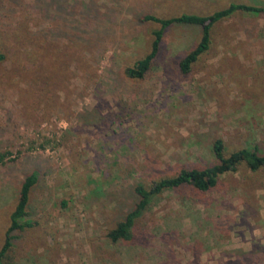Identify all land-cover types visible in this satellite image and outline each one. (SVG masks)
Wrapping results in <instances>:
<instances>
[{"label": "rangeland", "instance_id": "374dc122", "mask_svg": "<svg viewBox=\"0 0 264 264\" xmlns=\"http://www.w3.org/2000/svg\"><path fill=\"white\" fill-rule=\"evenodd\" d=\"M264 0H7L0 7V248L27 175L32 223L17 264H264V167L225 173L208 193L154 197L132 241L108 234L149 186L243 147L264 153V14L217 23L189 73L201 26L167 28L142 79L160 16L208 15Z\"/></svg>", "mask_w": 264, "mask_h": 264}, {"label": "trees", "instance_id": "16d2710c", "mask_svg": "<svg viewBox=\"0 0 264 264\" xmlns=\"http://www.w3.org/2000/svg\"><path fill=\"white\" fill-rule=\"evenodd\" d=\"M7 0H0V7ZM14 1V0H12ZM239 11L251 12L254 14H264V6L258 4L232 2L227 7L216 10L208 15L197 13H181L172 16H160L154 12H145L141 16L143 21L158 23L160 27L154 31V39L151 50L143 58L135 62L133 66L126 69V73L131 78L142 79L151 69L158 57L162 41L167 28L176 25H192L202 27V36L196 46L190 50L181 60L180 68L183 73H189L198 59L210 49L212 43L213 27L231 17ZM7 54L0 48V63L4 62ZM216 163L207 167L183 168L176 175L163 177L153 181L149 186L137 184L134 187L137 200L135 206L126 216L117 222L116 226L110 230L108 236L114 241H132L135 237V225L137 220L144 215L151 205L152 200L166 190L181 189L189 186L199 192L208 193L213 191L219 178L225 173L237 171L241 165H246L253 171L264 167V153H260L257 148L243 147L231 154H226L225 141L217 138L212 147ZM5 153L1 154L0 160L5 158ZM39 180V174L34 171L23 180L19 199L10 214V223L5 233L4 242L0 248V264H17L13 259L16 240L21 237L32 223L27 220L29 215V203L31 192Z\"/></svg>", "mask_w": 264, "mask_h": 264}]
</instances>
